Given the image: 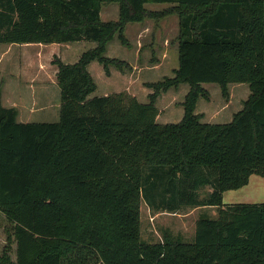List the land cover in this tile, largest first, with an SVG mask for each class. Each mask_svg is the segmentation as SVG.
<instances>
[{
    "label": "trees",
    "instance_id": "1",
    "mask_svg": "<svg viewBox=\"0 0 264 264\" xmlns=\"http://www.w3.org/2000/svg\"><path fill=\"white\" fill-rule=\"evenodd\" d=\"M117 2L116 20L102 5ZM148 3H165L161 12ZM178 15V67L149 83L147 102L127 91L91 96L92 61L124 71L106 55L125 27ZM92 41L74 63L56 57V122L18 121L0 85V211L12 224L0 264H264V200L224 203L223 193L264 176V0H0V43ZM246 82L250 94L229 122L196 112L203 83ZM189 84L177 122L160 123L162 91ZM207 188H210L208 190ZM153 210L217 207L200 216L192 241L166 233L144 240L141 202ZM11 242V237H9Z\"/></svg>",
    "mask_w": 264,
    "mask_h": 264
},
{
    "label": "rangeland",
    "instance_id": "2",
    "mask_svg": "<svg viewBox=\"0 0 264 264\" xmlns=\"http://www.w3.org/2000/svg\"><path fill=\"white\" fill-rule=\"evenodd\" d=\"M169 5L165 3H148L146 8L149 11L161 12ZM119 13V4L117 2L105 3L102 5L101 17L103 20H116ZM178 15H170L168 18L153 19L148 18L146 25L149 26L150 33L148 36L143 37L146 43L152 41L154 38L155 50L161 49V44L166 38L172 40L177 33V21ZM138 26V25H136ZM169 28V29H168ZM168 29V30H167ZM64 44L55 45V52L69 53L75 51H85L88 47L93 46L95 42L92 41H80L71 43L73 49L70 46ZM68 44V43H67ZM111 44V43H110ZM112 44L114 48L119 46H125L118 38V35L114 37ZM53 48V47H51ZM160 48V49H159ZM82 52V53H83ZM160 53V52H159ZM175 56L172 54L169 56L168 61L169 68L174 69L178 65L179 60L178 52L176 50ZM57 55H52L51 50L44 43H30V44H6L0 43V85H14L22 88H42L43 86L51 88L50 94L47 95V99L44 96L39 97L38 105L35 109H29L28 107H20L21 115L18 116V121L22 122H56L60 117V104H61V91L59 85H54V72L56 70V64L54 63ZM73 59V58H68ZM62 60V59H61ZM63 61V60H62ZM167 61V63H168ZM170 69L167 70L168 74ZM175 71V69L173 70ZM164 72V69H163ZM93 73L97 77L99 88L97 92L102 93L104 83L99 74L94 70ZM175 73V72H174ZM174 76V74H172ZM117 84H123V77H119ZM160 79H164L162 76ZM161 81V80H160ZM54 86V87H53ZM183 87H179V93L176 96L179 103L182 99L181 93L185 92V86H189L187 83H183ZM204 88L209 93V99L201 97L198 101L197 111L208 112L210 108L218 107L228 101L222 95L220 85L215 82L203 83ZM231 101L224 109L220 107L218 109L215 119H212L213 123H224L231 121L232 114L236 113L243 107V101L246 100L250 94L249 84L231 83L230 84ZM95 93V92H94ZM92 94L91 96H93ZM30 94L27 101H31ZM229 98V97H228ZM24 106H26L24 104ZM222 111H224L222 113ZM164 119V118H163ZM171 121L175 118H171ZM163 121V120H161ZM206 121V120H203ZM264 200V176L259 174H252L250 176L249 183L239 189L227 190L224 194V203H256ZM215 217L217 215V209H194L191 207H184L178 212H170L167 210H153L145 201L141 202V233L144 240L150 242H160L164 239L166 233H169L173 237H182L185 241H192L195 236L196 221L200 216ZM11 237V242H9ZM10 244V254L13 260H16L17 244L13 239L12 224L7 220L6 216L0 211V254L3 253V249L7 244Z\"/></svg>",
    "mask_w": 264,
    "mask_h": 264
},
{
    "label": "crops",
    "instance_id": "3",
    "mask_svg": "<svg viewBox=\"0 0 264 264\" xmlns=\"http://www.w3.org/2000/svg\"><path fill=\"white\" fill-rule=\"evenodd\" d=\"M169 16L170 15L164 17L163 19L168 18ZM146 21H148V19H146L143 22H133V23H128L126 25L125 36L128 40V44L122 46L123 48H121L120 46L118 48H114L112 44L113 40L110 42L111 44L110 43L108 44L106 55L110 58H118L126 61L131 66L130 69L122 71L115 66H110V74H106L103 65L100 64L98 61L96 60L92 61L88 65V70L97 83V89L95 93H93L94 95L99 96V95H107L115 92L127 91L128 93L136 96L139 101L147 102L149 100L148 97L149 94H151L154 91L153 88L148 86L149 83L158 82L162 80L159 78L160 76H162L163 78L173 77L172 74H174L175 72L173 70L176 69L178 65L175 66L174 69L169 68L170 62L168 61V59L171 54L172 57L175 56L174 54L176 50L178 52V42L175 41L177 35L174 36L172 40L166 38L165 41L161 44V49L159 48L160 49L159 51L155 50L156 47L155 44H153L154 38L152 37V41L150 43H146L143 38L145 36H148L150 33H153V32H148L150 31V28L148 25L145 24ZM177 21H178L177 32H179V18ZM59 44H64V43H49L45 45H47L49 50H51L52 55L53 54L57 55L60 59H62L66 63L76 62L83 52L79 50L75 52L72 51L69 53H59L53 51L52 49H54V46ZM65 45L70 46V48L73 49L71 43L68 44L66 43ZM95 45L96 43L93 46L88 47V49L93 48ZM68 58H73V59L70 60ZM177 58L178 57H176V59ZM55 66H56V70L54 72V85L56 83L58 84L57 82L58 68L57 65ZM93 68L94 70H96L99 76L103 78L102 82L104 83L105 88L103 87L102 93L97 92L100 85L97 82L96 75H94L93 73ZM168 69L171 70L170 73L173 72L171 75L167 73ZM120 76L123 77V82H122L123 84H117L118 83L117 80L120 79L119 78ZM182 85L183 83H181L178 87H171L166 91H162L161 94L158 96L156 101V105L159 110V114L157 116L158 122L160 123L174 122L171 121L172 120L171 118H175L173 120H176L177 122L181 120V118L183 117L184 108L182 103L184 101L185 95L189 90V86H185L186 87L185 92L181 93L182 99L178 103L176 100L177 99L176 96L180 92L179 87H183ZM50 90L51 88L45 86L39 89L37 88L35 89V88L17 87L15 86V84L8 85L6 83L5 85H2V102L7 107H16L19 111L18 116H20L21 115L20 107L22 108L28 107L31 110L35 109V107L38 105L39 97L44 96L45 97L44 99H47V95L50 94ZM29 94L30 97H32L31 101L26 102ZM230 101H231V92L228 101L222 103L219 106V108L218 107L210 108L208 112L197 111L198 108H196V112L203 114L202 120H206L205 122L213 123L212 119H215L216 116L220 115L217 114L218 109H220V107L224 109L225 107H227L228 104H230ZM24 104L26 106H24ZM223 112L224 111H222V113ZM233 115L234 114L230 115L231 116L230 120H232ZM207 189L210 190V188ZM225 192L223 193V198ZM211 208L217 209V207L215 206L196 207V209H211Z\"/></svg>",
    "mask_w": 264,
    "mask_h": 264
}]
</instances>
